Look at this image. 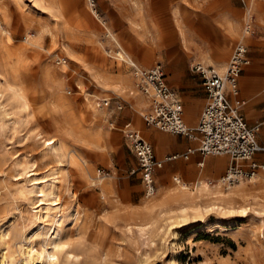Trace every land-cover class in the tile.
<instances>
[{
	"label": "rangeland",
	"instance_id": "rangeland-1",
	"mask_svg": "<svg viewBox=\"0 0 264 264\" xmlns=\"http://www.w3.org/2000/svg\"><path fill=\"white\" fill-rule=\"evenodd\" d=\"M90 1L41 0L37 4L35 0H0V60L6 51L11 52L6 68L17 75L9 78L0 73V263L23 260L20 252L29 243L41 249L52 236L56 224L48 213L58 211L43 197L45 222L40 223L34 203L40 198L37 190L45 193L51 178L58 175L63 231L78 256L68 257L62 251L53 264H264V199L242 202L245 214L238 212L237 205L222 212L202 201H197L200 209L194 212L189 201L179 200L181 195L194 192L200 182L212 180L210 186H215L225 167L204 173L193 157L175 162L183 173L174 171L163 178L158 173L166 164L157 169L156 192L145 197L138 159L123 131L129 122L153 148L148 139L152 136L144 133L148 130L142 118L146 111L131 120L121 118L137 111L128 57L141 67L160 63L165 77L169 72L181 77L192 72L197 62L208 64L199 54H205L215 68V64L224 68L234 44L242 41L250 62L238 81V97L246 100L241 112L248 122L261 119L264 50L257 51L256 61L251 52L254 43L264 47V35L254 29V11L247 4L234 24L223 26L214 19L211 27L206 18L209 12L202 10L200 2L93 0L91 7ZM115 3L117 10L113 9ZM102 9L112 11L102 13ZM246 24L254 34L245 33ZM250 74L252 82L246 88L242 80L251 78ZM254 76L260 79L253 81ZM116 77L123 79L122 89L104 90L112 87ZM9 83L25 91L34 114L33 126H26L22 114L12 107ZM77 84L79 90L74 89ZM110 96L114 98L108 108L97 105V98ZM116 101H122L121 110L116 109ZM149 129L170 134L155 126ZM38 130L45 137L56 136L66 156L39 159L37 153L43 147L33 140ZM154 153L162 158L163 153ZM210 157L225 158V166L230 162L226 155ZM97 168L110 169V176L96 180ZM33 172L42 179L39 187L29 181ZM261 176L263 171L220 190L228 193L238 186L250 187ZM163 194L178 195V201L168 202V196L158 200ZM161 201L167 204L149 211L143 208ZM181 207H186L188 216L178 223L175 217Z\"/></svg>",
	"mask_w": 264,
	"mask_h": 264
},
{
	"label": "built area",
	"instance_id": "built-area-1",
	"mask_svg": "<svg viewBox=\"0 0 264 264\" xmlns=\"http://www.w3.org/2000/svg\"><path fill=\"white\" fill-rule=\"evenodd\" d=\"M90 6H94L93 0L90 1ZM245 33L254 34L249 24L245 26ZM249 62L246 44L237 41L222 72L212 64H193L192 70L201 78L206 92V102L195 127H189L183 121L180 98L167 84L160 63L147 68L129 62L134 87L149 99V111L142 116L145 125L197 140V150L202 156H229L230 163L217 180L225 189L240 181L251 180L259 171L264 172V118L249 125L241 112L246 100L238 97V79ZM112 99L101 97L96 102L97 105L108 108ZM262 100L264 106V91ZM115 107L121 110L122 101H116ZM124 129V136L138 159L140 180L147 198L156 192V169L167 161L188 159L195 151L187 148L183 153L157 158L151 144L143 138L139 129L130 127L129 122L124 124ZM110 173L108 169L97 168L95 178L102 180L109 177Z\"/></svg>",
	"mask_w": 264,
	"mask_h": 264
},
{
	"label": "bare ground",
	"instance_id": "bare-ground-1",
	"mask_svg": "<svg viewBox=\"0 0 264 264\" xmlns=\"http://www.w3.org/2000/svg\"><path fill=\"white\" fill-rule=\"evenodd\" d=\"M19 1L22 2L23 0H19ZM35 2L37 4H41V0H35ZM52 8L55 9L54 6H52ZM92 12L97 15V12L93 8H92ZM115 42L117 43L116 40H115ZM116 53L120 58H123V55L121 54L120 51H117ZM11 54H12L11 52L6 51V55L1 58V60H0V73L4 77L8 76L9 78L10 77L14 78L17 76L15 71H11V70L6 68L7 66L10 65L9 58H10ZM126 56H128V55H126ZM129 58L130 57H128V61L132 62L131 59H129ZM44 66L45 67L48 66V63L46 61L44 63ZM51 75L55 76V73L52 72ZM79 87L80 86L77 84V86L74 89L79 90ZM9 89H10V93H11L10 99L12 102V107L15 108L19 113L22 114L26 126H33L34 114H33V111L31 109V105H30L29 101H27L25 91L23 89H21L18 85H15L13 83H9ZM60 99L63 100V98H60ZM55 123H56V125L58 124L56 120H55ZM33 140L35 141V143H37L38 145L43 147V150L41 152L37 153V155H39V157H38L39 159H45L46 158L47 160H53L55 154L59 155V156H66V154H67L63 144L60 142V140L56 136L45 137L43 132L38 130V131L34 132ZM69 158L70 159L73 158L72 153L69 154ZM58 163H59V165H62L61 160ZM215 163L216 164L214 167L216 170H220L224 167L223 158H218L215 161ZM30 175H32V177L29 179V181L31 182V185L33 187H39V183L42 182V179L35 177L34 172ZM261 177L258 179H254L255 180L254 182L256 184L251 185L250 187L238 186L228 193H224L220 190L221 186L219 183L215 184L216 187L210 186V184H212V182H213L212 180H209L208 183L200 182L199 184H201V185L194 192H190L188 194L181 195L180 200L181 201H183V200L189 201L191 204V206H189V208H191L194 212L198 211L200 209V207L197 206L198 205L197 201H202V203L206 202L207 206H208V203H210V205H212L210 209H212V207H213V209H218L222 212L223 211H230V208H233V206L237 205V206H239L238 212L240 214H245L247 212V208L240 205V204H242V202H245V201L250 200V199L253 201H257L258 199H261V198H262V200L264 199V176H261ZM58 180H59L58 175L53 176L51 178V181L47 184V190L45 189L46 190L45 193L42 192L41 190H37L38 195H36V197H40V198H38L36 200V202L34 203L35 204L34 205L35 216L40 223L45 222L44 215H43V211H44L43 208L44 207H41V205L45 204V202H43V197L49 198L48 204H49L50 208L58 211V213L45 212L46 214L48 213L49 215L52 216V218L54 219V222L56 224V227L51 234L52 236H50L47 239V241H45L46 243L43 244L41 249H38L35 244L29 243L27 249L20 252L21 255H23V260L20 259L19 261H16L14 264H31V262H33L34 264H40L42 262H44L45 264H53L54 261L57 259V253L62 252V251L64 252L65 255L69 254L68 257L77 258L78 255L75 254L73 252V248H71V246H72L71 238L68 237L67 235H64V231H63V226H62L63 221H64L63 210L61 207V203L59 202V193L57 190L58 186L56 185V182ZM166 203L167 202H165V201H161L158 203H154L151 206L150 205H144L143 208L145 210L149 211L150 209H152L155 206H162ZM75 210L77 211V209H75ZM204 210L205 209H203V211ZM170 211H172V210H170ZM180 211H181V213L175 217V219L178 223H181L182 221H184L186 219V216H188L187 211H186V207H183V208L181 207ZM168 216L170 218V215H168ZM186 222H187V220H186ZM169 228H170V226H169ZM39 236H40V234H39ZM0 264H2V262Z\"/></svg>",
	"mask_w": 264,
	"mask_h": 264
},
{
	"label": "crops",
	"instance_id": "crops-1",
	"mask_svg": "<svg viewBox=\"0 0 264 264\" xmlns=\"http://www.w3.org/2000/svg\"><path fill=\"white\" fill-rule=\"evenodd\" d=\"M186 1H188L192 4H194V3L196 4V3L200 2L202 10L206 9L209 12L208 17H206V18L210 19L208 22H209V25L211 27H214V23H215L214 19H216V21L221 23L223 26H224V24H227V23H233L234 24L237 21L239 15L241 13V10L243 8H246V5L248 4L250 6V8L254 11L252 13L253 14L252 22H253L254 29L257 31L258 34L264 35V0H186ZM118 8H119V5H117L115 3V6L113 7V9L117 10ZM111 11H104L102 9L101 12L107 13V12H111ZM202 16L205 18V14L203 12H202ZM216 28H217V30L221 31V34H224V32H222V30L219 29L220 26L218 24H217ZM176 33L180 34L178 30L176 31ZM183 33L187 34V32H183ZM254 41H258V39H255ZM259 50L263 51L264 47L256 45V43H254V46H253L252 52H251V57H253L254 61H256L255 55L258 53L257 51H259ZM195 56H198L197 53ZM199 57H200V60L207 62L208 64L209 63L214 64L212 61H210V59L205 54H201V55L199 54ZM255 63H257V62H255ZM215 65H216V68L218 71L221 72L223 70L222 64H215ZM255 66H257V65L255 64ZM240 76H241V74H240ZM258 79H260L259 76H254L253 81H256ZM165 80H166L167 84L169 85V87L172 90H174L177 93L178 97L180 98V101L182 104V109H183V113H182L183 121L185 122V124L187 126L195 127L198 123V120H199V118L197 120V116L199 114L201 115L204 104L206 102V92H205V89L201 83V78L192 70V72H190L189 74H187L185 76H181V77H178V76L174 75L172 72H169L167 74V76L165 77ZM238 81H239V79H238ZM251 82H252V75H251V78H249L248 76H245L242 80V83L246 88L250 87ZM122 83H124L123 79L116 77V79L112 80V82H111L112 87L106 88L104 90L113 89V91H118V90L122 89V87H121ZM136 91L137 92L133 97V102L135 104V108L137 111L135 110L136 112H129L128 114L121 116V118L125 117V118H130V120H131V119H134V117L138 113L142 114L145 111H146V113L149 111V104H150L149 99L146 96H144L141 92H139L137 89H136ZM110 98L112 99L114 97L110 96ZM202 104H203V107H202ZM262 106H263V100H262ZM201 108H202V110H201ZM262 109L264 112V106L262 107ZM104 113L105 112H103L102 115ZM242 114L245 117L243 112H242ZM200 115H199V117H200ZM263 118H264V115L261 119H255V120L250 121V122L247 121L246 117H245V120L249 125H253L256 122L263 120ZM147 127H148V130H144V133L145 134L148 133V134H150V136H152L154 138V139H152V137L148 138L146 136L148 139H150V141L153 142L152 144H153L154 152L163 153L162 157L166 156V155L174 154V153H183L186 151L187 148H193L195 151L189 155L188 159H182V158H179V159L189 160L191 157H193V161H196L195 162L196 166H199L200 171L204 172V173L205 172L208 173L209 171L220 172L224 169V167H225V170L221 173V175H223L225 173V171L229 165L228 164L227 166H225V164H226L225 158H223L224 167L220 170H216L215 167H213V163H214L213 160L216 161L218 158H222V157H215V158L210 157V158H208V156H202L200 154V152L197 150V147L199 144L197 140H193V139H190L186 136L178 135V134H172V133H170L169 135H166L163 133L160 134V132L150 130L149 129L150 126H147ZM262 134L264 135V131H262ZM155 156H156V154H155ZM216 156H222V155H216ZM176 161H178V159L165 162L163 164V166L166 164L165 167L163 168V166H162L161 168H163V170H161L158 174L161 177L166 178L167 175H169L170 173H172L174 171H179V173H183L182 167H180L177 163H175ZM185 168H186V166H185ZM106 169H108V168H106ZM186 169L192 171L193 167L188 166ZM108 170H110V169H108ZM156 170H155V172H156ZM155 180H156V174H155ZM175 180H176V178H175ZM206 180H208V179H206ZM183 183L186 184L185 182H183ZM180 193H182V192H180ZM166 196L169 197L168 202L178 201V198H177L178 195H174L172 197L169 194L168 195L163 194L162 196H160L158 198V200L159 199H165Z\"/></svg>",
	"mask_w": 264,
	"mask_h": 264
}]
</instances>
